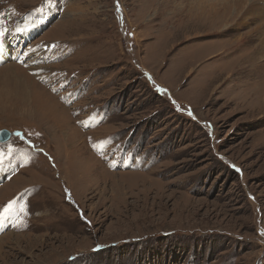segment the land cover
I'll use <instances>...</instances> for the list:
<instances>
[{"label": "rangeland", "instance_id": "1", "mask_svg": "<svg viewBox=\"0 0 264 264\" xmlns=\"http://www.w3.org/2000/svg\"><path fill=\"white\" fill-rule=\"evenodd\" d=\"M239 6L0 0V80L29 93L0 101V264H264V18L224 33Z\"/></svg>", "mask_w": 264, "mask_h": 264}, {"label": "bare ground", "instance_id": "2", "mask_svg": "<svg viewBox=\"0 0 264 264\" xmlns=\"http://www.w3.org/2000/svg\"><path fill=\"white\" fill-rule=\"evenodd\" d=\"M259 1L260 0H235V3L239 2L240 6H241V8L239 6V9H237L238 12L241 11L242 6L246 5V3H250V8L246 11L247 17H246V19L240 18L236 22V24H229V25L225 24L226 29L223 28L224 29L223 32L224 33L229 32L230 30H232L231 27H233V26L235 28H238V29L242 28L246 24V22L251 19V15L253 13H257L261 18H264V5H261V6L257 5V4H260ZM261 22H262L261 26L258 25L259 29H256V30L257 31L260 30L262 32L264 30V19ZM257 31H256V33H258ZM249 34H251V33H249ZM235 41H237L239 43V42H243V39L234 40V42ZM217 43H220V42L218 41ZM222 43H220V45ZM231 44H236V43L232 42ZM208 45L210 46V44H208ZM215 45H217V44L215 43ZM223 48H224V46H223ZM253 48H254V54L249 58L247 63H251L252 67H257L259 64H261V62L264 61V37L260 38V40H258L256 42V44H254ZM3 75H4V77L1 78V80H0V101H2V102L3 101H15L16 103L18 102L21 104H27L28 100H29V93H28L27 88L12 76L10 69L7 70L6 72H4Z\"/></svg>", "mask_w": 264, "mask_h": 264}, {"label": "water", "instance_id": "3", "mask_svg": "<svg viewBox=\"0 0 264 264\" xmlns=\"http://www.w3.org/2000/svg\"><path fill=\"white\" fill-rule=\"evenodd\" d=\"M11 133L7 130H2L0 132V143H6L11 139Z\"/></svg>", "mask_w": 264, "mask_h": 264}, {"label": "snow or ice", "instance_id": "4", "mask_svg": "<svg viewBox=\"0 0 264 264\" xmlns=\"http://www.w3.org/2000/svg\"><path fill=\"white\" fill-rule=\"evenodd\" d=\"M4 35L3 31H0V36ZM0 163H3V156L2 154H0ZM12 208V204L9 203V205L4 209V211L2 213H0V219L4 218L5 213L9 212V209Z\"/></svg>", "mask_w": 264, "mask_h": 264}]
</instances>
